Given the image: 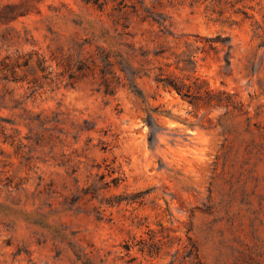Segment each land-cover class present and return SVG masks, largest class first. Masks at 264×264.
Masks as SVG:
<instances>
[{
	"label": "rangeland",
	"instance_id": "rangeland-1",
	"mask_svg": "<svg viewBox=\"0 0 264 264\" xmlns=\"http://www.w3.org/2000/svg\"><path fill=\"white\" fill-rule=\"evenodd\" d=\"M108 53L145 98L118 64L107 91ZM172 261L264 264V0H0V264Z\"/></svg>",
	"mask_w": 264,
	"mask_h": 264
},
{
	"label": "trees",
	"instance_id": "trees-1",
	"mask_svg": "<svg viewBox=\"0 0 264 264\" xmlns=\"http://www.w3.org/2000/svg\"><path fill=\"white\" fill-rule=\"evenodd\" d=\"M98 3V2H96ZM200 39H206L209 41H221L226 44V41H231L230 36H207L202 37L197 35ZM215 47V46H212ZM233 48V44L229 42L228 50L226 52V60L227 64H231V49ZM203 51H206L203 48ZM197 50H189V53L186 54L185 58L179 60V64L177 67L182 71L187 72H196L198 66V60L196 58ZM113 55L111 53L106 54L105 56V65L102 68V74L104 77V82L107 86V91L109 93H114L116 90L112 84L110 79V74L114 73L113 67L118 64L122 71L125 73V76L129 82L130 88L133 92H135L139 97L145 98L144 90L139 86L137 81L138 77L143 75V72L140 68L134 66L132 57H134V53L130 55L118 54L116 55V61L113 60ZM184 64H181V63ZM147 74V73H145ZM155 80L162 84L165 88H170L176 90L184 99L189 100L190 102L196 104L199 99L207 97L208 99L212 98L214 93V89L208 86V83L205 79H202L200 76H195L194 78L188 75V77H181L176 74L165 73L163 68H161V72H159L155 76ZM153 114L149 115L148 122L153 125ZM116 180L115 184L118 185V178H114ZM153 240L144 239L141 241L139 246V250L144 254L151 257L158 256L161 253L162 247L158 245V242L155 240V236L152 237ZM137 245V243L127 241L125 243V248L127 253H131L132 249ZM193 248L190 251L189 256L194 259H199V253L197 252L198 247L195 242H193ZM79 258L81 259V254H79ZM138 257H133L130 261H135ZM175 261L169 262L168 264H174ZM199 261L196 262V264Z\"/></svg>",
	"mask_w": 264,
	"mask_h": 264
}]
</instances>
